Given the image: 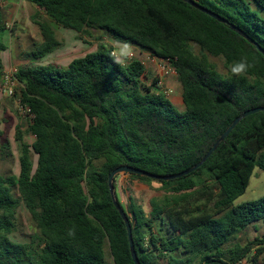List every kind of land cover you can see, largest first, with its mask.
<instances>
[{"label":"trees","instance_id":"obj_1","mask_svg":"<svg viewBox=\"0 0 264 264\" xmlns=\"http://www.w3.org/2000/svg\"><path fill=\"white\" fill-rule=\"evenodd\" d=\"M4 1L0 53L7 49L2 41L8 27ZM27 1L39 9L32 21L42 36L30 52L33 61L41 62L62 46L41 15L67 29L97 28L168 60L180 80L185 109L179 111L156 80L143 82L146 70L140 60L126 66L112 63L107 41L66 66L50 62L19 68L17 96L35 115L27 130L35 139L29 144L16 127L19 175H0V264H110L106 242L113 264H134L109 175L128 165L172 176L198 164L237 117L264 106V56L227 24L184 0ZM195 1L264 48V17L251 2ZM254 2L264 11V0ZM208 54L223 57L228 75L217 71ZM243 56L255 67L233 76L230 66ZM4 72L0 59L1 80ZM31 154L37 156L36 166ZM257 167L264 171V112L244 118L197 171L159 181L164 193L152 200L149 214L131 199L126 212L140 263L242 264L253 251L252 259L258 261L264 233L244 245L232 244L248 226L264 225V197L234 205ZM129 176L141 183L154 181ZM14 186L19 198L12 193ZM197 196L204 203L191 208L188 200ZM21 202L39 230L33 239L40 242L37 253L32 243L11 238ZM156 220H168L173 234L159 236ZM71 228L74 238L67 236Z\"/></svg>","mask_w":264,"mask_h":264},{"label":"rangeland","instance_id":"obj_2","mask_svg":"<svg viewBox=\"0 0 264 264\" xmlns=\"http://www.w3.org/2000/svg\"><path fill=\"white\" fill-rule=\"evenodd\" d=\"M251 6L260 11L264 17V11L258 7L254 0H248ZM4 16L8 27L3 34V40L7 45L8 50L4 53L6 68L5 73L11 70L19 69L27 66L37 65V63H57L59 64L69 62L70 59L83 56L86 53L95 51L98 44L102 41L109 42V38L114 37L106 34L103 30L94 28H82L81 30L67 29L50 21L45 15H41L44 20L49 21L62 46L56 49L53 54L47 55L41 62L33 61L30 57V52L37 43L42 41L40 30L32 21V15L38 12V7H33L30 3H23V0H5L3 3ZM210 8L214 9L212 6ZM136 46V45H135ZM137 60H140L146 70V77L142 80L146 84H151L154 80L161 81L160 89L162 91L172 90L168 98L173 102L179 111L185 109L182 97V86L176 73L169 72L168 63L162 59L155 58L148 50L136 46ZM196 53H199V48L195 46ZM209 60L216 66L219 73L226 76L228 70L225 66L223 57H214L208 54ZM64 60V61H63ZM58 61V62H59ZM156 66L153 69V66ZM5 94V93H4ZM5 96H7L5 94ZM4 98V97H3ZM6 107L0 105V175L8 177L11 175L18 176L20 171V149L15 140L16 127L19 126L25 133V140L32 144L34 136L27 133L29 127V120L21 114L16 105L15 98L6 97ZM32 161L36 166L37 156L31 154ZM115 191L118 201L121 202L124 209L129 210L132 200L142 206L143 210L149 214L153 209L152 200L163 196V190L159 181H152L151 183H141L132 179L129 174H119L116 176ZM12 193L16 198L20 197L18 187L12 188ZM201 197V196H200ZM264 197V171L257 167L251 178V183L246 192L240 196L234 205H240L249 201H253ZM197 197H191L188 202L191 208L201 205L204 201L197 200ZM132 199V200H131ZM15 229L11 238L16 242L32 243L38 252L40 242L34 238L39 236V230L32 219L28 209L21 202L17 214L14 218ZM156 232H160L159 236L170 237L171 233L168 220H156L154 224ZM161 230V231H159ZM264 233V225L261 221L257 222L254 227H248L232 239V244L244 245L253 241L255 237H259ZM147 240L149 235L147 234ZM106 260L113 264L109 244H105ZM255 252H251L242 262V264H261L264 261V254L259 257V260L254 262L252 257Z\"/></svg>","mask_w":264,"mask_h":264},{"label":"water","instance_id":"obj_3","mask_svg":"<svg viewBox=\"0 0 264 264\" xmlns=\"http://www.w3.org/2000/svg\"><path fill=\"white\" fill-rule=\"evenodd\" d=\"M184 1L187 2L189 5H191L192 7L196 8L197 10L207 14L208 16H210L212 18H214L218 22L223 23V24H227L230 27L231 30H233L236 33H238L239 35H241L249 43L255 45L257 50L264 56V48H262L254 39H252L250 36H248L246 34V32H244L242 29H240L236 25L230 23L227 19H225L224 17H222L219 14L215 13L214 11H212V10L202 6V5H200L195 0H184ZM258 112H264V106L263 107H257V108L249 109V110L245 111L241 116L237 117L232 122V124L227 128V130L220 136V138L214 143L212 148L206 153V155L203 157V159L198 164H196L195 166H193L189 170L181 172V173H179L177 175L158 176V175H155V174L149 173L147 171H144V170H141V169H138V168H134V167L128 166V165L119 166V167H117L116 169H114L111 172V174L109 175V179H108V184H109V188H110V192H111V197H112V200H113V203H114L115 207L117 208V210L120 213L121 218L125 222V226H126V229H127L128 240H129V245H130L131 257H132V260H133L134 264H141V263L139 261V257H138V254H137V251H136V248H135V243H134V239H133L132 225H131L130 218H129L126 210L124 209V207H122L121 204L119 203L118 198L116 196L115 185H114V181H115L116 176L119 175V174H122V173L123 174H135V175L148 177L150 179L158 180V181H170V180H174V179H178V178H182V177L188 176L192 172L197 171L209 159V157L218 149L220 143L223 142L229 136V134L233 131V129L244 118H246V117H248L250 115L256 114Z\"/></svg>","mask_w":264,"mask_h":264},{"label":"clouds","instance_id":"obj_4","mask_svg":"<svg viewBox=\"0 0 264 264\" xmlns=\"http://www.w3.org/2000/svg\"><path fill=\"white\" fill-rule=\"evenodd\" d=\"M106 46L112 49L109 54V58L111 59L112 63L118 66H126L128 63L134 61L137 57L136 46L130 41H121L118 39L109 38V42ZM254 67L255 64L251 62L247 56H243L231 64L230 71L233 76L241 77L246 75L250 69ZM75 235V228L67 230L68 237L74 238Z\"/></svg>","mask_w":264,"mask_h":264},{"label":"built area","instance_id":"obj_5","mask_svg":"<svg viewBox=\"0 0 264 264\" xmlns=\"http://www.w3.org/2000/svg\"><path fill=\"white\" fill-rule=\"evenodd\" d=\"M166 63H168V60H164ZM168 70L166 71V73L169 72H174L176 73L169 65L168 63ZM18 71V69H14L11 70V72L9 73H5L3 74L2 77V91L7 95L10 96L12 98H15L16 100V105L18 110L21 112V114H23L29 121H33V119L35 118V115L33 114L32 110L30 107H28L27 105H24L21 101V99L17 96V90L19 88L20 83L18 82V80L15 77L16 72ZM161 81L158 80L157 81V86H159V88L161 87ZM162 91V90H161ZM164 94L169 95L170 93H172V90L169 91H162Z\"/></svg>","mask_w":264,"mask_h":264},{"label":"crops","instance_id":"obj_6","mask_svg":"<svg viewBox=\"0 0 264 264\" xmlns=\"http://www.w3.org/2000/svg\"><path fill=\"white\" fill-rule=\"evenodd\" d=\"M23 3H26V4H27V3H30V2H28L27 0H23ZM30 5H32L33 7H36L35 5H33V4H31V3H30ZM7 25H8V24H7ZM2 41L4 42V40H3V35H2ZM4 43H5V42H4ZM5 44H6V43H5ZM6 46H7V45H6ZM7 50H8V48H7L6 50H4L3 52L0 53V59H1L2 63H3V65H4V68H5V69H7V68H6V64H5L6 62H5V58H4V53H5ZM51 54H53V53H51ZM73 59H74V58L70 59L69 62H67V63H65V64L62 63V65H64V66L68 65ZM58 61H59V60H58ZM58 61L55 60V62H57V64H59V63L61 62V61H59V62H58ZM63 61H64V60H63ZM154 68H155V71H156V66H155V65L153 66V69H154ZM1 85H2V80L0 79V105H3L4 107H6V102H8V99L6 98L7 96H5L4 92L2 91V87H1ZM19 87H20V85H19ZM3 97H4V98H3ZM251 178H252V177H251ZM250 183H251V180H250ZM250 183H249V185H250ZM248 187H249V186H248ZM256 223H257V222H255L254 224H252V225H250V226H248V227H251V226L254 227V226L256 225ZM248 227H247V228H248ZM247 228H246V229H247ZM263 254H264V253H263ZM263 254H262V255H263ZM262 255H261V256H262ZM261 256H260V257H261ZM258 260H259V258H258ZM242 262H243V261H242ZM261 264H264V261H263Z\"/></svg>","mask_w":264,"mask_h":264}]
</instances>
